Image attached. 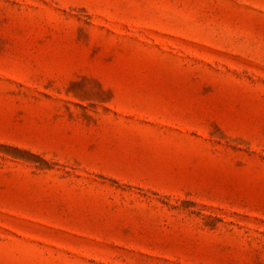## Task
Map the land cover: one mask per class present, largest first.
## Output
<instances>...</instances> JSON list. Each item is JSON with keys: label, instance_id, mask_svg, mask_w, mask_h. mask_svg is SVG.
Wrapping results in <instances>:
<instances>
[{"label": "rangeland", "instance_id": "374dc122", "mask_svg": "<svg viewBox=\"0 0 264 264\" xmlns=\"http://www.w3.org/2000/svg\"><path fill=\"white\" fill-rule=\"evenodd\" d=\"M0 264H264V0H0Z\"/></svg>", "mask_w": 264, "mask_h": 264}]
</instances>
